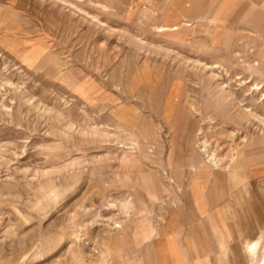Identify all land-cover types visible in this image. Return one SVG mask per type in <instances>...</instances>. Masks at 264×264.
<instances>
[{
	"label": "rangeland",
	"instance_id": "rangeland-1",
	"mask_svg": "<svg viewBox=\"0 0 264 264\" xmlns=\"http://www.w3.org/2000/svg\"><path fill=\"white\" fill-rule=\"evenodd\" d=\"M13 1L26 28L27 0ZM38 11L40 45L22 30L25 46L0 47V264H155L150 242L191 168L232 164L236 105L264 120V43L193 54ZM240 153L234 167L264 168V140Z\"/></svg>",
	"mask_w": 264,
	"mask_h": 264
},
{
	"label": "crops",
	"instance_id": "crops-1",
	"mask_svg": "<svg viewBox=\"0 0 264 264\" xmlns=\"http://www.w3.org/2000/svg\"><path fill=\"white\" fill-rule=\"evenodd\" d=\"M15 6L13 0L0 5V47L19 50L23 44L17 33L23 31L30 35L29 48L40 45L37 33L46 27H41L39 7L52 9V24L63 17L77 23L82 19L77 30L100 35L102 22L108 31L130 33L139 45L150 31L161 42L186 47L193 54L210 53L245 39L264 43V0H27L26 28L19 25L23 17ZM67 6L71 10L64 16ZM80 45H84L83 37ZM191 169L150 242L154 263L238 264L240 254L245 264H257L247 247L264 232L263 166L248 173L239 167L228 172L210 166Z\"/></svg>",
	"mask_w": 264,
	"mask_h": 264
},
{
	"label": "bare ground",
	"instance_id": "bare-ground-1",
	"mask_svg": "<svg viewBox=\"0 0 264 264\" xmlns=\"http://www.w3.org/2000/svg\"><path fill=\"white\" fill-rule=\"evenodd\" d=\"M260 69L262 70V68H260ZM226 88H227L226 86L219 87V92H220L221 95L224 94L222 96H225L229 101L233 102L235 100V98L232 96V94L230 92L226 91ZM250 88H251V86H250ZM252 89L255 92L260 90L257 87V85H253ZM261 97H262V99H261V102H262V101H264V92L261 93ZM235 111H236L237 115L239 114L241 117L244 116V120L245 121L242 122V125H244V123H245V125H244V127L242 126V128L241 127L237 128V129L235 128L236 129L235 132H232V134L230 136L231 138H233L232 141L233 140L236 141L237 139H240L239 140L240 143L238 142V145H237L239 147L234 148L235 151L230 156V160L231 161H229V162L232 163V164L231 165L228 164L229 166L228 165L227 166H225V165L221 166L222 165L221 162H219L218 164H216V162L215 163L212 162V164H213L212 167L213 168L221 167L222 171H227V172L229 170H231L232 168H234L233 163L238 160L240 154L242 155V153H240V152L243 151L250 143H252V142H254L256 140H259V139L264 140V120L260 119L255 112L252 113L250 110H247V109L246 110H242V108L238 104L235 107ZM203 163H201V165ZM257 239L253 243L249 244L248 247H247L248 248V253H252V255H254L253 259L256 258V256H258V252L260 251L262 242L264 243V232H263V235H261V238L258 239V240ZM263 249H264V244L262 246V251H263ZM259 262L264 264V253L262 254Z\"/></svg>",
	"mask_w": 264,
	"mask_h": 264
}]
</instances>
